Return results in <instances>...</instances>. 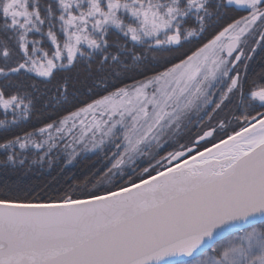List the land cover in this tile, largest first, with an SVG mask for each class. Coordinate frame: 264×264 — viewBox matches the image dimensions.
I'll use <instances>...</instances> for the list:
<instances>
[{
    "label": "snow or ice",
    "instance_id": "6c2138e0",
    "mask_svg": "<svg viewBox=\"0 0 264 264\" xmlns=\"http://www.w3.org/2000/svg\"><path fill=\"white\" fill-rule=\"evenodd\" d=\"M258 47L264 0H0V130L38 124L0 140V167L106 161L62 195L5 184L0 264H264Z\"/></svg>",
    "mask_w": 264,
    "mask_h": 264
},
{
    "label": "trees",
    "instance_id": "16d2710c",
    "mask_svg": "<svg viewBox=\"0 0 264 264\" xmlns=\"http://www.w3.org/2000/svg\"><path fill=\"white\" fill-rule=\"evenodd\" d=\"M234 16H236L235 13L227 12L218 23L209 29V32L204 35L203 40L206 41L212 33L218 31L222 26L231 22ZM200 42L201 41L194 40L191 43L186 44L184 49L181 51L184 52L194 50L197 46H199ZM248 65V70L254 69L259 72L264 71V50H261L258 47L256 52L252 54V59L248 62ZM77 71L78 70L74 69L71 75L76 76ZM36 83L41 89H44L45 87H52L51 84L45 85L39 81H36ZM53 83H55V81H53ZM76 89L78 90L76 92V96L74 98L70 97L69 102L63 104V106L59 109L60 112H66L88 99L87 87L84 84H76ZM221 114H223V112L220 113V117ZM10 118L11 117H9V119ZM0 119H3L2 114H0ZM214 121H216V119L212 121H207V119H205L206 124L211 123V125L215 127L216 124ZM35 126H38V124L34 117L29 121L21 122L18 127H14L10 131L5 132L0 130V140H2L5 136L11 137L13 134H22L24 131H31ZM197 131H199V129H197ZM227 131V129L224 131L217 129L216 138L219 139L224 137ZM192 135H195V133H192ZM188 138L189 137H186V140ZM211 139L212 138H209V140ZM3 159L4 154L0 151V160ZM32 159H35L34 155L30 156V159L25 167H18L16 169H5L0 167V189L7 184L12 190V193L19 194L21 196L26 193L31 194L32 196H40L42 198L62 195L66 190H69L71 186L77 185L86 177L90 176L91 173L96 172L97 170H103L106 163V161L103 160L102 155L97 156L92 153H88L81 158H78L77 161H74L70 165L65 164L62 159L54 160L51 166L47 163L32 164ZM89 188H91V185H89Z\"/></svg>",
    "mask_w": 264,
    "mask_h": 264
},
{
    "label": "flooded vegetation",
    "instance_id": "af4514ba",
    "mask_svg": "<svg viewBox=\"0 0 264 264\" xmlns=\"http://www.w3.org/2000/svg\"><path fill=\"white\" fill-rule=\"evenodd\" d=\"M251 46H252V45H251V42H250L249 47H251ZM259 73H261V72H259L258 70H254V69L248 70V75H249L250 77H253L254 75H257V74H259ZM225 111H228V110L226 109ZM224 116H225V113L223 112V114H221V117H220V118H224ZM214 123L217 124V120L214 121ZM213 127H214V126H213ZM232 127H236V122H235L234 120H233L232 123L226 128V129L228 130L227 132L231 131ZM226 129H224V130H226ZM224 130H222V131H224Z\"/></svg>",
    "mask_w": 264,
    "mask_h": 264
},
{
    "label": "water",
    "instance_id": "95a60500",
    "mask_svg": "<svg viewBox=\"0 0 264 264\" xmlns=\"http://www.w3.org/2000/svg\"><path fill=\"white\" fill-rule=\"evenodd\" d=\"M202 143V142H201ZM210 146V145H209Z\"/></svg>",
    "mask_w": 264,
    "mask_h": 264
}]
</instances>
